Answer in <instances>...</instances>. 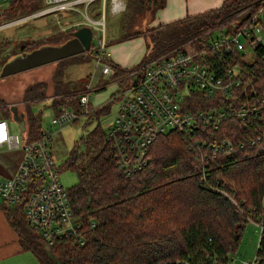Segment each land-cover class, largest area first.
Masks as SVG:
<instances>
[{
  "label": "trees",
  "instance_id": "16d2710c",
  "mask_svg": "<svg viewBox=\"0 0 264 264\" xmlns=\"http://www.w3.org/2000/svg\"><path fill=\"white\" fill-rule=\"evenodd\" d=\"M260 2L224 0L219 7L152 27V33L134 30L117 39L143 34L146 51L141 63L189 40L195 50L204 45L203 62L208 70L223 79H237L239 84L229 88L228 93L189 88L182 105L189 111L234 109L236 114L217 127L205 126L198 120L192 131V138L204 147L227 138L233 149L227 154L189 150L183 135L171 130L148 146L146 163L140 169L126 173L105 133L99 134L94 127L84 135V155L81 151L80 158L72 149L64 163L77 175V181L66 188L78 224L77 233H67L46 244L37 235L34 239L29 237L23 228L31 229L22 215L12 211L8 216L22 235L24 250L31 251L40 264H222L237 249L244 222L264 224L263 41L253 48L254 57L248 61L244 49L226 53L223 48L209 46L207 39L213 27L225 18L245 13L224 34L235 32ZM147 3L159 8L164 0H127L121 15L122 27L132 25L134 15ZM30 8L31 3L26 0H10L0 12V20L7 22L16 11ZM110 64L114 69L112 77L128 72ZM82 92L57 95L53 106L60 110L71 107L80 114L78 95ZM195 101L200 103L194 105ZM241 109L246 113L244 118L239 114ZM28 120L31 118L25 111V138ZM77 122L78 118L72 124ZM40 129L41 126L30 139L38 137ZM255 254L256 264H264V229Z\"/></svg>",
  "mask_w": 264,
  "mask_h": 264
},
{
  "label": "built area",
  "instance_id": "2783aa9c",
  "mask_svg": "<svg viewBox=\"0 0 264 264\" xmlns=\"http://www.w3.org/2000/svg\"><path fill=\"white\" fill-rule=\"evenodd\" d=\"M45 1L49 4L46 7L7 21L8 23L2 22L0 28L35 15L73 8L75 3L90 0ZM110 4L112 12L123 9L120 0H110ZM263 10L264 0H261L257 10L235 32L222 33L218 37L209 39V46L223 48L226 53L245 49L247 44L254 48L264 39ZM87 23L100 29L99 21L88 18L85 24ZM78 24L71 23L69 29L76 28ZM240 36L244 37V43L239 40ZM96 44L93 54L95 65L100 64L102 73L112 75L114 71L105 60L106 43L102 35L96 39ZM204 58H206L204 45L200 50L190 48L186 51L183 48H175L140 63L139 67L131 71L129 83L113 92L111 98L117 109L113 121L107 127L105 138L126 173L140 169L146 163L148 146L157 136L165 134L168 128L169 131L176 130L183 135L189 150L213 153L222 151L227 154L233 149L227 138H222L216 142L217 144L206 147L201 141L192 138V131L197 127L198 120H202L205 126L217 127L225 118L236 114L232 108L225 110L213 107L195 111L184 109L182 103L189 96V88L208 93H213L215 90L228 93L229 88L239 84L237 79L215 76L203 62ZM227 72L232 77L229 69ZM89 97L88 90L78 95V103L84 114L88 112ZM239 114L244 118L246 113L241 109ZM76 118L78 114L72 109H63L51 118L48 128L40 129L38 137L26 140L22 144L17 135L10 133L8 122L0 119V148L21 150L13 172L6 177L0 176V200L12 211H18L27 226L41 241L49 245L57 237L67 233H77L78 224L75 221L68 193L59 180V171L51 153V135L54 127L62 128L72 124ZM262 203L264 204V195ZM257 225L261 233L264 224ZM257 261L258 257L255 254L252 261H243L241 264H256Z\"/></svg>",
  "mask_w": 264,
  "mask_h": 264
},
{
  "label": "rangeland",
  "instance_id": "374dc122",
  "mask_svg": "<svg viewBox=\"0 0 264 264\" xmlns=\"http://www.w3.org/2000/svg\"><path fill=\"white\" fill-rule=\"evenodd\" d=\"M26 1L31 3V8L28 10L16 11L15 15L11 16L9 21L18 19L25 13H27V15L32 14L49 5L45 0ZM9 3L10 0H0V12L6 9ZM100 4V0H94L85 8L84 4L78 3L74 4L73 8L35 15L3 26L0 28V68L8 58L27 50V48L37 44L57 43L64 39L67 33L60 28L74 23L75 21H83L85 19L84 12L94 18L97 17L96 14L99 15L97 11L100 10ZM152 7H154L153 3H147V7H144L137 13L135 12L133 24L125 26L124 28L121 27L120 14L112 17L109 16L107 10L105 27L103 26L104 30H102V25L100 29L93 28V40L90 49L58 59L57 62L4 78L0 77V119H5L8 122L10 133L12 135H17L22 144L26 140H30V138L34 137L38 133L40 126L42 129L48 128L51 118L58 115L61 111L59 107L53 106V99L50 96L54 98L57 97V95L59 96L69 92L72 93L73 96V91L78 92L80 88L85 86L86 82L89 81L91 77L92 87L90 91L93 99L97 92L93 91V86L95 85H105L107 92L109 84H111L113 80L120 87L124 86V84H128L130 79L117 81L118 77L101 74V65H95L93 55L95 53L94 47L97 45L96 39L102 35L103 38L105 37V42L108 39L115 40L119 36L131 33L134 30H139L147 34L152 33L153 29H151V27L144 29V22L149 14L148 9ZM235 15L236 14H233L229 18H225L220 24L214 26L213 28L215 29L207 35V39L209 40L215 36H219L224 33V31L232 30L245 13ZM262 17L264 18V12ZM0 23H2L1 20ZM239 40L244 43V37L240 36ZM192 47L193 45L190 40L177 46V48H183L186 51L190 50ZM243 52L245 53L244 58L248 61L254 57V50L248 44L245 46ZM37 87L44 88L40 90ZM29 88H32L31 91H28ZM193 99L195 100L196 97L194 96ZM199 103L196 102L194 105H198ZM11 104L18 105L17 109H20L22 112L24 111V113L26 111V114L31 118V120H28V137L26 138L24 137L18 121L10 115L9 106ZM116 109V104L106 102L101 107V110L97 111L95 116L89 120L82 118L75 124H67L62 128H58V126L54 127V132L51 135V153L59 171V180L65 188L70 187L77 181L76 172L64 166L66 160L69 159L70 152L72 149H75L77 156H79L81 151L84 155L83 150L86 148V143L83 142L84 135L94 127H97L100 132L99 134L103 135L102 133L106 132L107 127L113 121ZM169 129L170 128H168L165 133L169 132ZM77 142L78 144H76ZM20 154L21 150L18 148H0V176L6 177L9 173L13 172L20 158ZM82 154H80V158ZM1 205L4 206L3 208L6 211H10V207L6 204L1 202ZM25 228L26 227L23 228L25 233L34 239L36 233L32 232V230H27L29 231L27 232ZM259 234V226L256 223L249 220L244 222L241 239L237 249L232 252L228 260L222 264H241L243 261H252L255 257ZM19 236L22 238V235Z\"/></svg>",
  "mask_w": 264,
  "mask_h": 264
},
{
  "label": "crops",
  "instance_id": "0c3cea01",
  "mask_svg": "<svg viewBox=\"0 0 264 264\" xmlns=\"http://www.w3.org/2000/svg\"><path fill=\"white\" fill-rule=\"evenodd\" d=\"M93 1L94 0H90L88 2L80 1L78 3L84 4V7L87 8L88 5H90ZM223 1L224 0H164V5L159 8H156V7H152L150 9L147 8L149 11V14L147 15V18L145 19L144 29H147L150 27L151 28L156 27L161 24H166V23L181 19L187 15H193V14L204 12L206 10H209L215 7H219ZM100 2H101V4L99 5L100 10L97 11L99 15L96 14L97 17L94 18L88 15L86 12H84L85 19L83 21L81 20L75 21L74 23H79L75 27L85 24L88 18L99 21L102 25V28L103 26L105 27V18L107 15V10H108L109 16L113 17L118 14H120L121 16L122 12L125 9L127 0H120V2L123 5V9L117 12L111 11L110 0H100ZM78 3H75V4H78ZM58 10H61V9H58ZM70 25L71 24L65 25L60 29L62 31H67ZM100 26L98 25V28ZM93 28L94 27H92V29ZM117 39H119V37L116 38L115 40H112V39L106 40L105 43L107 42L108 43L105 48L104 54H105V60L109 64L110 63L115 64L120 69H124L128 71L124 75L118 76L117 81H121L123 79H130L129 75L131 71L139 67L143 59V56L145 54V51H146V41H145L143 34L129 37L126 39H120V40H117ZM54 62H57V60H55ZM111 67L113 69L112 65ZM100 72H101V69H100ZM101 74H104V73L101 72ZM110 76H113V74ZM91 84H92V77L89 81L86 82L85 86L79 89L82 91L88 90L90 97H89V102L87 104L88 112L85 114L82 112L78 114V121L82 118H85V120L93 118L96 112L100 111L101 107L106 102L115 104L111 96L114 91L119 89L120 86H118L117 83L114 82V80L113 82H111V84H109V89L107 90V92H106L105 85L93 86V91H97L94 99L91 96V91H90L92 87ZM87 85L89 87H87ZM50 97L53 100L55 99L53 98V96H50ZM1 202L2 201H0V264H40L37 257L31 251L24 250L21 237L19 236L18 231L11 224L9 216H8V213L9 214L10 212L12 213V210L10 209V211H6L3 208L4 206L1 205Z\"/></svg>",
  "mask_w": 264,
  "mask_h": 264
},
{
  "label": "water",
  "instance_id": "95a60500",
  "mask_svg": "<svg viewBox=\"0 0 264 264\" xmlns=\"http://www.w3.org/2000/svg\"><path fill=\"white\" fill-rule=\"evenodd\" d=\"M8 23V22H7ZM92 43V26L80 25L69 32V37L60 43H44L24 51L6 60L0 68V77L30 69L45 63L84 52ZM11 117L16 119L21 130L25 127V113L17 109L16 104L9 106Z\"/></svg>",
  "mask_w": 264,
  "mask_h": 264
},
{
  "label": "flooded vegetation",
  "instance_id": "af4514ba",
  "mask_svg": "<svg viewBox=\"0 0 264 264\" xmlns=\"http://www.w3.org/2000/svg\"><path fill=\"white\" fill-rule=\"evenodd\" d=\"M73 29V28H72ZM72 29H68L67 31H66V33H67V37H65L64 39H62V40H60L59 42H57V44L58 43H60V42H62L63 40H65V39H67L68 37H69V32L72 30ZM53 43V42H52ZM39 46V45H38ZM35 47H37V46H35ZM32 48H34V47H31V49ZM28 50H30V48L29 49H27V50H25V51H28ZM22 52H24V51H22ZM16 55V54H15ZM14 56V55H13ZM11 58V57H10ZM10 58H8V59H10ZM7 59V60H8ZM54 61H52V62H50V63H53ZM50 63H45V64H42V65H39V66H36V67H33V68H30V69H26V70H23V71H27V70H31V69H34V68H37V67H40V66H43V65H46V64H50ZM3 65V64H2ZM23 71H19V72H16L17 74L18 73H20V72H23ZM16 73H13V74H10V75H7V76H11V75H14V74H16ZM7 76H3V77H1V78H4V77H7ZM54 98H56V97H54ZM17 107H18V105H17Z\"/></svg>",
  "mask_w": 264,
  "mask_h": 264
}]
</instances>
